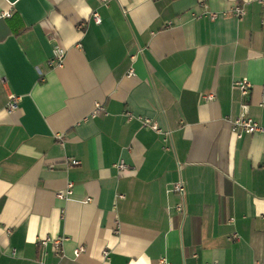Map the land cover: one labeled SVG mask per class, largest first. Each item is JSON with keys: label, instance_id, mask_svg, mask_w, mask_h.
<instances>
[{"label": "crops", "instance_id": "crops-1", "mask_svg": "<svg viewBox=\"0 0 264 264\" xmlns=\"http://www.w3.org/2000/svg\"><path fill=\"white\" fill-rule=\"evenodd\" d=\"M9 9L0 264H264V133L231 132L242 105L264 125L259 0H0ZM55 43L61 67L47 64ZM57 237L60 253L39 245Z\"/></svg>", "mask_w": 264, "mask_h": 264}, {"label": "built area", "instance_id": "built-area-1", "mask_svg": "<svg viewBox=\"0 0 264 264\" xmlns=\"http://www.w3.org/2000/svg\"><path fill=\"white\" fill-rule=\"evenodd\" d=\"M100 1L102 3L107 2V0H100ZM259 2L264 6V0H259ZM232 12L237 17L240 18L242 17L244 10L242 7L236 5L233 7ZM11 14H12V11L10 9L5 10L0 13V17H10ZM214 16L215 14H211L210 18L212 19ZM92 17L96 23H100L101 19L97 12H93ZM65 57H66L65 48H63L60 44L55 43L52 47L51 56L49 57L47 64L51 67L53 66L61 67L64 64ZM233 86L236 87L242 95H247L248 90L250 88V84L243 79L235 80L233 82ZM20 98H21L20 96L14 93H9L7 103H6V110L8 113H13L14 111L18 109V107L20 106V100H21ZM206 98L211 99L212 95H208L206 96ZM103 110H104V107L101 103H95L94 110L91 113V115L94 116L98 111H103ZM151 127L154 129H157L155 124H151ZM231 132L237 138H240L245 133H253V132L264 133V125L259 124L252 117L248 116L247 106L242 105V113L240 114V116L231 121ZM58 137L62 138L63 135H59ZM65 163H66V166L71 167V166L79 164V161L73 157H67ZM114 166H116L118 169H123L125 167L124 163L122 162L116 163ZM71 187H72V183H68L66 190L64 192L57 193V196L60 198L67 197L68 195L71 194ZM174 189L182 193L183 188H182L181 183L176 184ZM176 208L178 211H181L182 209L181 206L179 205ZM65 239L66 237H57L54 239L45 238V239L39 240V245L46 246L50 242L52 247L57 250V253H60V245ZM83 251H84V247L79 246L73 250V254L74 256H78ZM105 256H107V251H105ZM160 262L162 264H169L164 258H161Z\"/></svg>", "mask_w": 264, "mask_h": 264}]
</instances>
